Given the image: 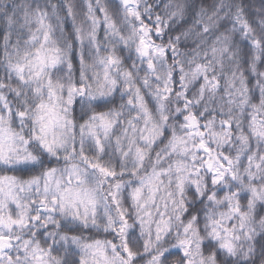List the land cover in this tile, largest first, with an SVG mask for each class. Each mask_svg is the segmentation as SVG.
Here are the masks:
<instances>
[{
  "label": "clouds",
  "instance_id": "obj_1",
  "mask_svg": "<svg viewBox=\"0 0 264 264\" xmlns=\"http://www.w3.org/2000/svg\"><path fill=\"white\" fill-rule=\"evenodd\" d=\"M0 236V264H264V0H0Z\"/></svg>",
  "mask_w": 264,
  "mask_h": 264
},
{
  "label": "snow or ice",
  "instance_id": "obj_2",
  "mask_svg": "<svg viewBox=\"0 0 264 264\" xmlns=\"http://www.w3.org/2000/svg\"><path fill=\"white\" fill-rule=\"evenodd\" d=\"M125 2L128 3L129 0H125ZM147 47H148V45L145 44V48H147ZM48 59H54V58L51 57L48 54H45V53H41L40 54V62L41 63L46 62V60H48ZM21 115H23V113H21ZM48 116H49L50 121L54 122L55 118H56L55 110L54 109H49L48 110ZM190 119L195 121V117H191ZM201 147H205V145L201 144ZM101 171L105 172L106 174L115 175V173H110L108 169H101ZM37 219H38V217H37ZM5 241H10V237H8V236H0V247L3 246ZM97 252L99 253V255H100V257L102 259H105V260L107 259V253L104 250L97 249ZM129 255H131V252H129Z\"/></svg>",
  "mask_w": 264,
  "mask_h": 264
}]
</instances>
